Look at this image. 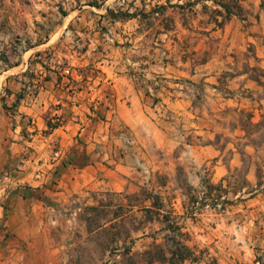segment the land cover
<instances>
[{
  "label": "crops",
  "instance_id": "0c3cea01",
  "mask_svg": "<svg viewBox=\"0 0 264 264\" xmlns=\"http://www.w3.org/2000/svg\"><path fill=\"white\" fill-rule=\"evenodd\" d=\"M261 1L195 0L193 11L204 36L209 39L217 30L222 32L219 51L207 59L194 58L207 44L178 34L171 53L161 59L155 54L147 67L142 36L136 35L130 45L133 40L120 34L116 41L124 45L107 40L106 30L118 27L106 13L107 6L102 10L89 0L75 4L33 0L26 7L20 0H0V264H64V248L50 234L81 205L92 203V191L117 188L114 178L128 169L127 160L117 156L128 149L113 134L118 124L129 126L138 141L148 128L156 129L159 143H171V132L159 129L160 119L152 112L166 104L184 121L182 127L188 129L184 132L199 135L198 141L214 138L217 131L206 124L212 119L202 111L207 104L195 107L198 93L205 95L216 117L234 101L220 96L219 78L231 65L246 60L240 53L247 45L264 39ZM224 5L232 13L219 26L217 22L227 15ZM128 25L129 21L122 23L124 28ZM17 34L22 40H15ZM84 41L87 47L80 49ZM130 57L132 65L148 69L149 75L199 78L200 90L175 99L159 89L150 93L132 76ZM70 66L73 74L67 79L62 70ZM87 66L96 72L93 80L85 73ZM98 85L110 88L105 105L114 109H108L105 117H95L91 111L90 89ZM204 86L213 93L208 95ZM184 144L201 162L211 155L219 163L222 151L216 143L198 144L189 136Z\"/></svg>",
  "mask_w": 264,
  "mask_h": 264
},
{
  "label": "rangeland",
  "instance_id": "374dc122",
  "mask_svg": "<svg viewBox=\"0 0 264 264\" xmlns=\"http://www.w3.org/2000/svg\"><path fill=\"white\" fill-rule=\"evenodd\" d=\"M20 1L26 7L33 3V0ZM89 1L102 10L107 6L106 13L118 22L116 31L112 26L106 30L107 40L115 43L116 34H120L133 40L124 41L130 45L135 44L136 35L142 36L144 60L149 61L143 66L148 67L155 54L159 53L160 59L169 55L178 34L190 35L193 43L200 39L205 41L208 48L194 58L207 59L220 49L222 32L217 30L209 39L204 36L206 31L200 28L193 11L195 0ZM58 5L62 13L66 12L63 5ZM127 21L129 25L124 28L122 23ZM19 39L22 40L21 34L15 36L16 41ZM120 44L124 45L117 41L115 45ZM86 47L84 41L80 49ZM263 47L264 39L250 43L240 53L246 60H240L239 66L231 65V70L221 74L220 96L234 101L220 110L218 117L211 115L213 111L205 95L198 93L195 107L207 104V109L202 108V111H206L205 117L209 115L212 119L206 124L213 125L217 131L213 139L198 141L199 135L184 132L188 130L182 127L184 121L177 119L166 104H160L152 112L154 118L160 119L159 129L171 132L174 137L171 143H159L156 129L148 128L138 141L129 126L118 124L113 134L128 149L117 156L127 160L128 169L121 177L114 178L117 188L92 191V203L81 205L77 212L67 216L72 219L71 223L66 219L50 234V239L64 248V264H171V255L163 256L160 248H174L172 239L178 227L182 232L179 238H183L197 256L181 264H264ZM225 51L228 52V48ZM256 54L260 55L253 58ZM247 56H251L250 61ZM128 66L136 81L151 89L150 93L159 89L175 99L189 90H200L196 86L199 78H174L162 73L149 75L148 69H141L140 65L130 63ZM85 73L93 80L96 72H91L87 66ZM240 73L248 76H240ZM64 76L70 79L72 75ZM204 88L208 95L213 93L209 86ZM90 91L92 113L95 117H105L112 108L105 105L109 102L110 88L98 85ZM111 114L114 115V111ZM189 136L198 144L216 143L222 151L219 163L211 155L201 162L190 154L184 144Z\"/></svg>",
  "mask_w": 264,
  "mask_h": 264
},
{
  "label": "trees",
  "instance_id": "16d2710c",
  "mask_svg": "<svg viewBox=\"0 0 264 264\" xmlns=\"http://www.w3.org/2000/svg\"><path fill=\"white\" fill-rule=\"evenodd\" d=\"M226 9L227 15L223 17L222 20L218 21L217 24L219 26H222L225 19L232 13V9L229 6L224 5L223 6ZM261 7L264 8V0L261 1ZM251 114V118H252ZM182 236V232L180 230V227H178V232L176 235L173 236V244L174 248H168V249H163L161 247V253L163 256H166L167 254H170V262L171 264H181L185 260L188 259H197V256H195L194 251L192 248L187 245L184 241L183 238H179Z\"/></svg>",
  "mask_w": 264,
  "mask_h": 264
},
{
  "label": "built area",
  "instance_id": "2783aa9c",
  "mask_svg": "<svg viewBox=\"0 0 264 264\" xmlns=\"http://www.w3.org/2000/svg\"><path fill=\"white\" fill-rule=\"evenodd\" d=\"M63 74L66 75V76L72 75L71 68L70 67H65L63 69Z\"/></svg>",
  "mask_w": 264,
  "mask_h": 264
}]
</instances>
